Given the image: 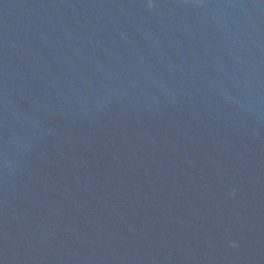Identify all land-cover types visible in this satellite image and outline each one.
<instances>
[{"label": "water", "instance_id": "water-1", "mask_svg": "<svg viewBox=\"0 0 264 264\" xmlns=\"http://www.w3.org/2000/svg\"><path fill=\"white\" fill-rule=\"evenodd\" d=\"M0 264H264V0H0Z\"/></svg>", "mask_w": 264, "mask_h": 264}, {"label": "clouds", "instance_id": "clouds-1", "mask_svg": "<svg viewBox=\"0 0 264 264\" xmlns=\"http://www.w3.org/2000/svg\"><path fill=\"white\" fill-rule=\"evenodd\" d=\"M234 194V193H233ZM233 247H235V245H233Z\"/></svg>", "mask_w": 264, "mask_h": 264}]
</instances>
